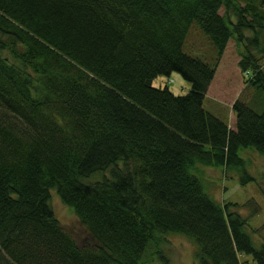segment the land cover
I'll use <instances>...</instances> for the list:
<instances>
[{"label":"trees","instance_id":"16d2710c","mask_svg":"<svg viewBox=\"0 0 264 264\" xmlns=\"http://www.w3.org/2000/svg\"><path fill=\"white\" fill-rule=\"evenodd\" d=\"M195 22L211 62L184 51ZM231 40L254 92L235 129L204 107ZM173 72L185 95L153 84ZM243 148L264 155V0H0V264H141L151 248L170 264V233L199 245L198 264H264L249 218L193 172L247 185ZM53 190L96 246L62 227Z\"/></svg>","mask_w":264,"mask_h":264},{"label":"rangeland","instance_id":"374dc122","mask_svg":"<svg viewBox=\"0 0 264 264\" xmlns=\"http://www.w3.org/2000/svg\"><path fill=\"white\" fill-rule=\"evenodd\" d=\"M224 12V10H221ZM251 35V32H247ZM234 40L229 42L222 57L216 75L206 94L204 107L214 115L227 121L231 129L236 128V115L232 109L237 99L249 101L254 92L245 86L242 72L238 66L239 54ZM184 51L194 57L211 62L215 49L209 36L194 23L187 34ZM156 87L168 86L177 95H185L191 84L179 72L171 76L160 75L154 79ZM240 155L247 161L249 173L255 181L247 185L240 183L239 175L234 171H226L222 167L199 166L193 172L200 177L204 191L217 203L237 204L233 208L244 217L249 218L247 231L255 245L264 243V155L255 149L243 148ZM51 206L55 217L62 227L72 235L81 248L97 245V240L86 224L76 215L74 210L65 205L56 191H51ZM256 211L257 213H254ZM161 245L170 264H198L199 245L182 233H170ZM154 248L144 255L141 264H160ZM242 260L249 264H257L251 256L243 255Z\"/></svg>","mask_w":264,"mask_h":264}]
</instances>
